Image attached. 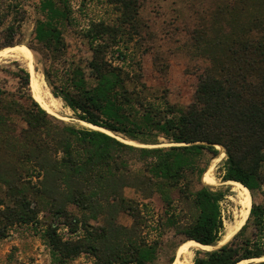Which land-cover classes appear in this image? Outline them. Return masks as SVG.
I'll return each mask as SVG.
<instances>
[{
	"label": "trees",
	"instance_id": "1",
	"mask_svg": "<svg viewBox=\"0 0 264 264\" xmlns=\"http://www.w3.org/2000/svg\"><path fill=\"white\" fill-rule=\"evenodd\" d=\"M141 1L106 0L117 13L115 19L91 20L78 32L90 55L71 62L59 84L43 71L52 95L79 120L140 145L60 122L33 98L26 68L18 63L0 66V73L16 81L13 89L0 86V176H56L51 187L41 183L34 191L24 189L19 180L7 183L0 200V238L15 223L35 222L45 203L55 221L45 224L41 235L59 264L80 253L91 254L94 264H151L156 242L147 240L141 229L149 221L142 210L154 195L164 209V216L151 217L158 227L169 226L181 241L202 245L214 246L221 238L219 202L228 190L201 182L209 155L218 153L214 144H221L226 155L223 181L241 183L251 196L262 183L264 0H242L251 3V12L246 8L242 19L231 15L227 28L216 24L197 31L196 51L207 64L184 108L154 95L142 80L140 62L128 52L126 43L137 34ZM41 7L47 15L37 22L36 38L58 49L64 43L63 29L73 21L69 0H41ZM160 137L171 145L161 146ZM125 187L133 188L138 198L127 197ZM69 204L103 213L104 224L78 218L68 211ZM113 212L126 213L132 224H116L119 232L105 247L108 227L115 224ZM58 224L67 228L66 238ZM262 236L264 205L252 201L232 239L217 249L198 251L193 264L264 257Z\"/></svg>",
	"mask_w": 264,
	"mask_h": 264
},
{
	"label": "rangeland",
	"instance_id": "2",
	"mask_svg": "<svg viewBox=\"0 0 264 264\" xmlns=\"http://www.w3.org/2000/svg\"><path fill=\"white\" fill-rule=\"evenodd\" d=\"M69 4L73 21L63 29L64 43L57 49L36 38L37 22L46 20L47 15V12L41 7V0H0V49L7 42H12L13 45H25L33 54L35 68L42 73L43 77V71L48 72L53 82L59 84L66 78L71 62L81 61L90 55L86 44L78 34L79 30L85 28L91 20L104 19L112 22L117 14L106 0H69ZM250 5V2L244 3L242 0H142L138 11L137 34L126 44L129 54L135 61L140 62L142 80L150 88V91L156 96L163 95L168 102L176 107L184 108L188 105L194 95L198 76L207 64V60L196 51L197 31L204 29L209 31V28L216 24L227 28L226 23L230 16L240 19L246 17L245 9L249 7L247 12L250 13ZM242 7L244 10L241 9ZM126 30L131 29L127 27ZM128 37L132 38L130 35ZM14 63L25 68L19 59L14 58L1 60L0 66L13 65ZM15 85L16 81L13 78L0 73V86L13 89ZM55 98L60 101L64 112L60 114L62 117L51 115L60 122L73 125L76 128H90L82 120H79L60 98ZM115 136L124 139L129 144L140 145L120 134ZM159 140L161 146L171 145L161 137ZM217 150L216 155H209L207 164V168L212 164L210 173L215 182L207 183L203 180L206 170L202 175L201 182L213 188L228 190L225 197L219 202L224 224H227L237 218L240 204L236 192L232 190L233 184L221 179L222 162L226 155L224 148L221 151L219 148ZM261 171L264 175V168ZM55 177L0 176V200L5 195L7 183L16 184V180H19L21 183L19 185L24 189L33 190L41 183H47L48 187H51ZM262 180L260 186L253 190L252 196L250 194V206L252 201L264 205V176ZM197 186L199 185L196 184ZM57 191H62V187L59 186ZM123 191L127 197L138 198L131 187H125ZM42 206V211L35 222L15 223L8 227L6 236L0 238V264H59L53 258L49 245L41 235L45 224L52 223L54 220L45 207L46 204L43 203ZM180 206L184 207L188 214V206L184 203ZM0 208H2L1 205ZM67 209L78 218L87 219L89 224L94 226L104 224L103 213L100 215L93 210L83 211L72 204L67 205ZM163 211L160 200L155 195L150 199L148 206L142 210L143 216L149 219L147 225L141 229L142 235L147 240L155 241L157 246L156 257L151 264H173L176 258L183 259V254L176 255L177 248L184 242L181 241L182 237L173 233V229L169 226L158 227L153 222V218L151 219L153 215L154 218L157 215L164 216ZM92 215L97 216L96 220L91 218ZM113 216L115 224L108 227L109 236L104 244L105 247L111 246L112 234L119 232L115 230L116 224L126 227H130L132 224V218L126 213L113 212ZM58 226L59 231L66 238L68 236L67 228L59 224ZM247 229L252 230L250 227ZM80 234L81 230L72 236L75 238ZM262 238L264 240V236ZM213 248L215 246H210L207 249L190 246L187 253L191 264H193V259L198 251ZM171 258H174L172 262H170ZM62 264H94V258L89 253H80Z\"/></svg>",
	"mask_w": 264,
	"mask_h": 264
},
{
	"label": "bare ground",
	"instance_id": "3",
	"mask_svg": "<svg viewBox=\"0 0 264 264\" xmlns=\"http://www.w3.org/2000/svg\"><path fill=\"white\" fill-rule=\"evenodd\" d=\"M11 58H14L17 60L19 59L23 63V66L29 72L30 80H31V89H32L31 93L33 94V97L35 98V100L39 102L40 106L44 108L46 111L52 114H55L56 116L62 117V115L60 114L63 113L64 110L61 106V103L57 98H55L50 93L42 73L39 72L35 68L34 63H33V54L30 51V49L23 44L7 46V47H3L0 49V61L11 59ZM83 123L89 127L97 128L99 130H104L107 133H112L99 126H94L86 122H83ZM216 147H218L220 151L223 149V147L220 146L219 144H216ZM211 168H212V164L208 165V168L206 169V172L203 176V180L207 183L215 182V179L210 173ZM226 182H228L229 184L230 183L233 184L232 190L236 192V197L238 198L240 209H238L239 211H238L237 218L232 223L224 224L223 233L221 235V238L216 243L218 246H220L225 241L230 239L231 236L234 234V232L238 230V228L245 221V218L247 217L249 208H250L251 196H250L248 189L237 181L227 180ZM217 245H214V246L218 247ZM190 246H196L198 248H203V249L210 248V246L199 244L198 242H195L194 240H186L183 243H181L180 246L176 250V255L178 256L180 254H183V257H182L183 259L180 260L176 258L173 264H191L189 260V254L187 253L188 252L187 249ZM253 260H259V258H253ZM248 262H249L248 260H241L237 262L236 264H247Z\"/></svg>",
	"mask_w": 264,
	"mask_h": 264
},
{
	"label": "water",
	"instance_id": "4",
	"mask_svg": "<svg viewBox=\"0 0 264 264\" xmlns=\"http://www.w3.org/2000/svg\"><path fill=\"white\" fill-rule=\"evenodd\" d=\"M29 86H30V90H32L31 89V80L29 81ZM32 96H33V94H32ZM34 98V97H33ZM35 99V98H34ZM37 101V100H36ZM38 104H39V102H38ZM40 105V104H39ZM44 109V108H43ZM45 110V109H44ZM47 112V111H46ZM49 113V112H48ZM83 122H85V121H83ZM87 123V122H86ZM88 124H91V123H88ZM91 125H93V124H91ZM94 126H97V125H94ZM90 128H92V127H90ZM102 128V127H101ZM92 129H97V128H92ZM97 130H99V129H97ZM100 131H103V130H100ZM103 132H105V131H103ZM105 133H107V132H105ZM109 135H112V136H115V135H113L112 133H108ZM116 137V136H115ZM117 139H119L120 141H123V142H125V143H127L124 139H120V138H118L117 137ZM220 146H222L221 144H219ZM214 147L216 148V149H218L217 147H216V144H214ZM223 147V146H222ZM224 148V147H223ZM244 186V185H243ZM251 207V206H250ZM249 211H250V208H249ZM248 214H249V212H248ZM247 217H248V215H247ZM247 217L245 218V221H246V219H247ZM245 221L243 222V224L245 223ZM242 224V225H243ZM241 225V226H242ZM241 226L238 228V230L241 228ZM238 230H236L235 232H234V234L231 236V238L229 239V240H231L232 239V237L238 232ZM228 240V241H229ZM228 241H226V242H228ZM196 242V241H195ZM225 242V243H226ZM224 243V244H225ZM200 244V243H199ZM223 245V244H222ZM208 246H211V245H208ZM220 246H218V247H215V248H213V249H217V248H219ZM243 260H248L249 261V263L248 264H250V263H253V262H259V261H261V260H264V258H259V260H253V258L252 259H243ZM241 261V260H240ZM239 262V261H238Z\"/></svg>",
	"mask_w": 264,
	"mask_h": 264
}]
</instances>
